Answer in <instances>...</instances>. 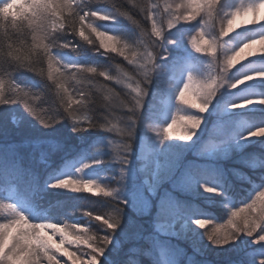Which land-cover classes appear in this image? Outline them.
<instances>
[{
    "label": "clouds",
    "instance_id": "1",
    "mask_svg": "<svg viewBox=\"0 0 264 264\" xmlns=\"http://www.w3.org/2000/svg\"><path fill=\"white\" fill-rule=\"evenodd\" d=\"M201 2L202 0H192L194 6ZM94 5H105L107 9L93 10ZM165 14L171 18L170 13L161 10L159 0H0V106L19 103L44 130H53L57 125L67 122L72 134L89 130L112 134V138L107 141L112 152L110 158L119 165L118 174L111 177V182L67 176L48 185L52 189L70 190L74 193H88L84 190V185H89L92 191L88 196L98 197L100 200L85 201L89 210H84L83 216L91 224H95V227L90 224L82 227V224L69 223L67 220L63 223H33L20 210L18 218L12 224L0 223V235L15 229L17 238L27 244L33 239H40V232L51 231L52 234L59 235L61 240L62 233L69 232L73 237V244L78 246L77 250L84 254L93 251L105 238L110 240L121 227L124 212L119 223H116L115 213L116 202L121 201V206L124 203L122 198L127 175L123 174V170H127L130 164L137 127L142 120V109L153 76L160 70L157 58H164L157 43L160 39L152 38L144 21H150L151 27L154 23L163 27ZM141 16L142 19L139 18ZM216 16L222 22L226 19L227 24L233 22L226 14L219 15L216 11ZM119 18L128 20L138 30V39L132 41L98 26L99 21ZM204 21L202 17L201 22ZM262 21L264 16H260L258 10L253 14L252 24ZM213 26L214 24L211 27ZM224 35L229 36V33ZM216 38L224 52H229L224 48L223 37L219 32ZM252 44H259L264 51V39L249 40L236 48L235 52H231V55L242 53ZM65 50L71 51L75 57H81L87 51L105 58L107 63L68 61L63 58ZM149 57L154 58L155 62L149 63ZM240 63L237 60L235 64L228 66L227 71L221 68L219 73L214 72L200 79L215 80L213 88L218 91L225 85L234 89L256 77L264 78V73H255L230 83L227 74ZM22 73L31 74L34 84L18 82ZM207 97L208 90L202 84L189 86L184 81L176 90L175 100L177 104L188 105L202 114L204 112L201 109L207 108ZM253 102L247 100L242 104ZM194 104H199V108L193 107ZM180 112V109L174 111L166 124L145 122V127L161 143L172 139L168 136L169 128L179 130L177 139L193 142L202 124V116L195 112L180 115ZM10 119L13 125L20 124V119L16 116ZM249 135L264 137V128H257ZM50 146L52 151H56L62 144L52 140ZM94 162L100 164L104 161L94 159ZM76 171L80 172V168ZM74 184L77 185L76 188L72 187ZM201 188L206 193L219 194L215 187L201 184ZM100 203L107 207L90 210ZM192 222L202 227L211 223V220L194 219ZM211 232L216 233L211 239L209 232H203V235L213 247L234 244L241 236L251 238L253 245H264V188L257 191L248 203L231 209L224 222L213 224ZM217 241L221 243L218 244ZM80 245L84 247H79ZM103 246L104 250L108 248L107 244ZM103 254L96 253L95 259L90 256L88 264H100L99 257ZM125 264L129 262L126 261Z\"/></svg>",
    "mask_w": 264,
    "mask_h": 264
},
{
    "label": "rangeland",
    "instance_id": "2",
    "mask_svg": "<svg viewBox=\"0 0 264 264\" xmlns=\"http://www.w3.org/2000/svg\"><path fill=\"white\" fill-rule=\"evenodd\" d=\"M153 2H156L155 0ZM183 0H162L160 3L161 10L163 11L164 4L172 5V11L179 12L182 14H188L191 9H176V5L182 3ZM223 5L222 15L230 12L231 10L239 7L241 5H248L254 3L255 0H220ZM107 7L100 6L96 10H106ZM249 22L253 19L251 13ZM204 17L207 21V35L211 38H216L220 28L223 26L228 27L227 20L217 23L214 21L213 17L208 18L206 13L203 11L197 16V21H184L181 20L179 24L173 29L169 30L167 28V21L169 17L165 14L164 16V33L163 38L157 41L160 45V52L164 54V58H157V63L160 64V70L158 73L154 74L152 83L149 88V93L146 98L144 107L142 109V122H154L155 124L162 125L170 121L163 117V101L165 99L166 91L174 85V81L180 76L188 74L191 72L196 76L197 81H200L207 76L214 74L215 68L213 65L216 60L213 59V55L210 53H197L194 48H192L189 43L192 36H196L197 31L203 26L200 18ZM260 16H264V11L260 9ZM245 16H237L232 24V29L229 31V36L223 38L224 48L228 51H232L243 43L264 35V22L257 24H250L242 20L238 27H236V20L239 18H244ZM126 23L124 18H119L118 20H108L99 21L98 26L103 30L112 32L113 34L120 35L118 30L122 28V25ZM214 24L213 27H211ZM149 27L151 28V22L149 21ZM158 26H161L158 23ZM235 30V31H234ZM205 36V39L208 36ZM123 37V36H122ZM126 38V37H124ZM128 39V38H127ZM154 39V38H153ZM169 41H175V43H170ZM254 51V55L248 56L247 53ZM224 49L218 50L217 52V63L222 64L224 60ZM84 56L82 57H72L68 54H64V59L71 61L76 60L81 63ZM245 57H247L245 59ZM240 64L231 69V79L230 82L240 79L241 77L249 74H254L258 71H264V51L261 50L259 44L253 45L252 49H245L244 53H241ZM165 80L171 83L167 84L163 82ZM201 78V79H200ZM264 86V78L256 77L255 79L249 80L239 87L230 89L227 85L220 88L222 94L218 96V92L214 99L211 101L210 106L204 113H199L198 109H191L188 105L177 104L176 100L173 103V112L180 109V115H184V112H195L197 115L202 116V124L197 131L196 136L193 138V142H184L177 139L180 135L179 130L173 128L170 129V137L172 139L165 140L161 143L155 138L154 134L141 133L137 135L134 140L133 153L131 154L130 164L127 168V177L125 193L123 200L128 201L126 207L133 214H146L148 213L151 204L148 200L152 199L155 202V213L154 219L150 226L153 232H156L159 236L166 239H176L182 240L190 245L195 251L200 254L206 250L207 245L199 244V241H193V237L197 232L204 226H196L192 221L187 220L179 215L176 210L177 195L173 194V191L179 192L188 197H208L214 196V193H206L201 188V181L198 177L186 171L180 177L174 178L176 176V171L179 166V159L186 154L191 146L198 140L200 133L206 126L207 115L209 113H217L221 118L234 116L230 120L233 123L226 130H219L217 136L214 139L207 141L205 152L196 156V158H201L209 162H216L218 160H225L229 158L234 152L241 151L251 142L259 139L257 136H250L249 133L253 132L258 128V124L248 121L245 114L256 113L259 111H264V103H259L258 101L262 99L260 87ZM247 100L254 101L251 104H246L244 107L231 108L230 105L242 104ZM188 109V110H187ZM172 112V114H173ZM171 118V117H170ZM221 126H219L220 128ZM145 128V125H144ZM105 137L100 144H98L99 151L96 152L95 156H79L76 161L70 160L66 166L61 170L59 174L56 175L55 179H61L67 176H72L73 178L82 179H97L101 182L109 181L111 182V177L117 175V169L119 165L110 157L112 152L107 144V141L112 138V134L106 133ZM142 145L146 148L142 149ZM12 148V147H11ZM5 144H0V171H4L8 174L15 175L13 169L15 167V161L12 160V150ZM106 155L107 158L104 163L92 164L90 167L77 172L76 169L81 168L84 163H91L94 159H99L97 156ZM198 165V163L196 164ZM104 166L105 169H102ZM112 167V173H106V168ZM255 168L256 165H251ZM13 168V169H12ZM147 182V183H146ZM168 184L167 186H165ZM150 190L145 191V189ZM163 187L168 188V192L162 191V195L156 199L160 194L157 192ZM171 189V192H169ZM56 191L70 192V190L55 189ZM14 187L11 188V193L9 197L14 196ZM161 192V191H160ZM91 194L90 192H88ZM141 197V203L139 205H134L132 203L135 197ZM162 197V198H161ZM6 199H8L6 197ZM1 202V201H0ZM3 202V201H2ZM29 210H24V213L29 217L32 216L28 213ZM40 213V215H39ZM35 215V214H34ZM129 216V215H128ZM126 221L121 225L120 229L112 235V243L105 250L104 254L99 257L100 264H112V257H116L119 253V249L122 247L123 240L136 241L141 239L142 227L138 226L135 221H130L127 216ZM152 217L150 218V220ZM42 220H51L55 222H62L63 219H57L50 215L48 212L41 213L37 210V222ZM69 223H79L82 227H87L90 224L91 227L95 224H91L83 215L74 216L67 218ZM3 222V221H0ZM51 233L49 232V235ZM104 234H107L106 232ZM58 242V237L54 238ZM123 239V240H122ZM134 241V242H135ZM69 251H77L78 246L75 244L65 245ZM79 247H84L80 245ZM233 248H227V250H232ZM222 249H218L221 252ZM86 251H88L86 249ZM159 255L163 264H176L174 250L168 252V249L158 248ZM58 258L61 260V264L67 261L68 264H72V261L67 256H62L57 254ZM80 253L77 251V256ZM111 257V258H110ZM85 260L89 259L88 256L84 257Z\"/></svg>",
    "mask_w": 264,
    "mask_h": 264
},
{
    "label": "trees",
    "instance_id": "3",
    "mask_svg": "<svg viewBox=\"0 0 264 264\" xmlns=\"http://www.w3.org/2000/svg\"><path fill=\"white\" fill-rule=\"evenodd\" d=\"M161 1L159 0V2ZM100 6L107 7L94 5L93 10ZM222 10L224 9L220 2L217 13L222 15ZM139 18L142 19V16ZM213 19L216 23L217 20L221 22V18L215 14ZM124 21L126 23L124 22L118 33L132 41L138 39V30L128 20L124 19ZM144 23L151 31L149 22L144 21ZM65 53L75 57L69 50H65ZM82 56L84 59L81 60V63H107L105 58L92 55L87 51ZM231 72L230 70L227 74V79L233 77L229 78ZM163 79V82L171 83L165 78ZM18 82L31 85L34 84V77L29 73H22ZM260 91L262 99H264V86L260 87ZM221 94L218 91V96ZM12 116L20 119L18 126L11 123ZM233 117L221 118L217 113L207 115L206 126L194 145L179 159V166L174 177L178 178L189 171L195 174L202 184L219 190V194L214 196L195 199L173 191V194L178 196L175 208L180 216L189 221L197 218L211 220V223L205 224L193 237V241L207 245L203 254L198 253L182 240L162 238L153 230L148 229L156 212L155 202L150 199L148 202L151 207L146 214H133L126 206L124 207L122 224L126 221V216L130 221H135L138 226L142 227L141 239L134 240L135 242L132 241L133 239H122V247L119 249L118 255L110 257L112 264H125L126 261L129 264H163L158 251L160 247L168 249V252L175 251L176 264H258V260L264 258V245L251 244L249 237L241 236L234 244L213 247L203 235V232H211L213 224L224 222L231 209L248 203L257 191L264 188V137L251 142L241 151L234 152L225 160H218L214 163L196 158L205 152L208 140L214 139L219 130H226L230 127V124L233 123L230 119ZM245 117L248 121L258 124V128L264 127V111L245 114ZM144 125L142 121L138 124L137 135L147 132ZM219 126L221 127L219 128ZM105 137L107 134L99 130L72 134L67 122L57 125L53 130H44L19 103L0 106V144L12 147V160L16 163V169L12 168L15 175L0 171V201L14 203L23 212L28 209V213L32 215L29 216V219L33 221H37V210L45 214L48 212L53 217L63 220H67L71 216L83 215L84 210H89L84 202L99 201L100 198L89 197L88 195L91 194L83 192L56 191L49 188L48 185L56 180V175L70 160L76 161V158L83 155L95 156L98 152V144ZM217 137L223 138L222 136ZM52 140L58 141L62 147L52 151L50 146ZM97 158L105 162L107 156H97ZM197 163L198 165H196ZM252 164L256 167L252 168ZM102 169H105L104 166ZM105 171L111 174L112 167L106 168ZM12 187L15 191L14 196L9 197ZM162 191L168 192V188L163 187L157 192L156 196L160 194L156 198L157 200L162 195ZM106 207L107 205L100 203L90 210L96 211ZM230 247L233 249L227 250ZM218 249H222L221 252H218Z\"/></svg>",
    "mask_w": 264,
    "mask_h": 264
},
{
    "label": "snow or ice",
    "instance_id": "4",
    "mask_svg": "<svg viewBox=\"0 0 264 264\" xmlns=\"http://www.w3.org/2000/svg\"><path fill=\"white\" fill-rule=\"evenodd\" d=\"M220 4V0H202V2L198 6H194L192 3V0H183L182 3L177 4L175 7L177 10L179 9H191V11L188 12V14H182L179 12L172 11V5L165 3L163 11L165 13H170L171 18L167 21V28L169 30L176 27L177 24L180 23L181 20L184 21H197V16L200 15V13L203 11L206 13L209 19H211L214 14L216 15V11L218 8V5ZM264 5V0H255L254 3L248 4V5H241L239 7H236L235 9L231 10L230 12L226 13V15L234 22V19L237 16H247L249 13L253 14L261 9V6ZM202 18V16H201ZM201 18L199 20H201ZM259 18V17H257ZM155 19V14H153V20ZM227 24L228 27H221L219 30L220 35L224 38L227 37L224 35L226 32L229 33V31L232 29V24ZM264 22V21H262ZM252 24V20L249 22ZM202 27L197 31L196 36H192L189 43L191 44L192 48L195 49L197 53H210L213 55V59L216 60V63L213 65L215 68V73H219L220 69L223 68L225 71H227L228 66L235 64L236 61L240 58L241 53H238L235 56L231 55V52H235L236 49L224 52V60L222 64L217 63V52L218 50L222 49V45L217 38H211L209 37L207 33V21H204L202 23ZM151 33L152 38L155 39H162L164 28L162 26H158V24H152L151 27ZM208 36L207 39H205V36ZM260 39H264V35L259 36L258 38H253L251 40L258 41ZM170 43H175V41H169ZM247 43V42H245ZM244 44V43H243ZM252 44L250 47L245 49H252ZM245 50L242 52L244 53ZM254 51H250L247 53L248 56L254 55ZM148 62L152 63L155 62L154 58L149 57ZM256 73H264V71H258ZM255 74V73H254ZM253 74L245 75V76H252ZM222 79V76L220 77ZM184 81H187L189 86L193 84L197 85H203L208 90V97H207V108L201 109V111L205 112L208 107L210 106L211 101L214 99V97L217 94V90L213 88V84L216 83L215 80H208V81H197L196 76L193 75L191 72H189L185 78ZM231 83V82H230ZM183 99V97H181ZM264 101V99L259 100ZM244 104H234L230 105L231 108H237V107H244ZM193 107L199 108V104H194ZM264 128V127H260ZM170 129H168V136L171 135ZM92 164H96L94 160L91 161V163H84L82 165H86L87 167H81L80 171L83 169H86L90 167ZM124 175H128L127 170H123ZM147 183V182H146ZM67 186V185H65ZM73 188H76L77 185H72ZM151 185L149 186V189H145V191L150 190ZM84 190L91 192L92 189L89 185H84ZM128 201L124 200L123 205L121 206V201L116 202V223L120 222V217L124 212V207ZM134 205H139L141 203V197H135L132 201ZM0 223H4L6 225L12 224L17 218H18V212L20 211L17 206L14 203L11 202H0ZM11 211V215H9V212ZM199 220H204L197 218ZM30 220V219H29ZM33 223H36L37 221L30 220ZM39 222H51V223H58L51 220H42ZM59 223H63L59 222ZM108 231V230H106ZM51 231L48 232H40L38 235L40 236V239H33L31 242L25 244L22 243L18 238L17 234L15 232V229H13L10 232H7L6 234L0 235V264H61V260L58 258L57 254H61L62 256H67L71 261L72 264H88L89 259L85 260L84 257H92L93 259L96 258V253H104V244H107L108 246L112 243V238L109 240L105 238L103 242L97 246L93 251H90L88 253L81 254L77 256V251H69L65 245H72L73 244V237L69 232H63V240H61L59 235L50 234ZM109 235H111L110 232H108ZM215 232L209 233V239L212 238L213 235H215ZM55 237H58V242L54 239ZM64 241H67L65 243ZM217 243H221V241H217ZM63 264H68L67 261H64ZM258 264H264V258H260L258 260Z\"/></svg>",
    "mask_w": 264,
    "mask_h": 264
},
{
    "label": "bare ground",
    "instance_id": "5",
    "mask_svg": "<svg viewBox=\"0 0 264 264\" xmlns=\"http://www.w3.org/2000/svg\"><path fill=\"white\" fill-rule=\"evenodd\" d=\"M261 11H264V8H261ZM244 20L246 22H249L250 15L245 16L244 18H239L236 20V27L239 26L240 22ZM187 76V73L180 76L177 80L174 81V85L170 87L165 94V99L163 101V117L167 120L170 119L172 112H173V103L175 100L176 90L179 88V86L184 82L185 78ZM142 149H146L144 145H142Z\"/></svg>",
    "mask_w": 264,
    "mask_h": 264
}]
</instances>
